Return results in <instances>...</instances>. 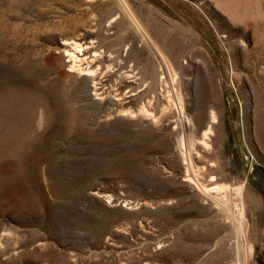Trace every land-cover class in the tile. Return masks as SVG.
<instances>
[{"label":"rangeland","instance_id":"374dc122","mask_svg":"<svg viewBox=\"0 0 264 264\" xmlns=\"http://www.w3.org/2000/svg\"><path fill=\"white\" fill-rule=\"evenodd\" d=\"M184 143L264 264V0H0V264H245Z\"/></svg>","mask_w":264,"mask_h":264},{"label":"bare ground","instance_id":"6f19581e","mask_svg":"<svg viewBox=\"0 0 264 264\" xmlns=\"http://www.w3.org/2000/svg\"><path fill=\"white\" fill-rule=\"evenodd\" d=\"M78 45L80 46V44H78L77 41L71 42V41L66 40L63 42L62 50H63L65 56L68 57L67 62H69V63H67V64L70 67H72L71 68L72 71H74V67L76 66V65H74L72 60L77 58V57L79 58V54H80L79 52H80V50H82L81 48H76V46H78ZM163 59H164L165 63L167 64L169 71L171 72V65H169L167 59H165L164 57H163ZM70 62H72L73 64H71ZM84 69H85L84 67H80L79 73H86V72H84ZM93 86H94V84H93ZM177 95L179 96L178 92H177ZM184 118L185 117H183L182 119H184ZM185 123H186V127H187L186 130L190 131L189 135H191V139L193 140V138H194V133H193V128H192L193 123L189 119L187 120V122L185 121ZM210 128L211 127H209L208 130H205L202 133L203 139L208 136ZM183 132H184V129H183ZM183 142H184V140H183ZM191 154H192L191 151L188 150L187 145L184 143L183 156H184L185 160L188 161L190 167L192 168V176L195 177V179H197V182L199 183L200 187H202L204 192H206L209 196H211V198L213 199L215 204H217L220 208H223L228 213V217L233 221L235 228H236V231L240 237L238 240H240L239 243H240L241 248L243 249L244 263L250 264L251 255H250L249 250H248V242H247V234H246V226H245V213H244V206L242 203V191L238 187H234V189L233 188L231 189V187L228 184H218V185H216L217 193L213 194L212 192H210L208 190V188L205 185H203L202 182H200L199 171L197 170V165L194 163V160L192 159Z\"/></svg>","mask_w":264,"mask_h":264}]
</instances>
